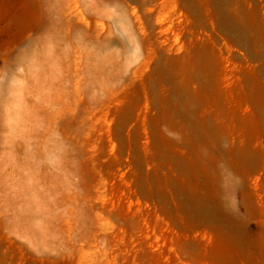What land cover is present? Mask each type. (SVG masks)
<instances>
[{
  "label": "rangeland",
  "instance_id": "374dc122",
  "mask_svg": "<svg viewBox=\"0 0 264 264\" xmlns=\"http://www.w3.org/2000/svg\"><path fill=\"white\" fill-rule=\"evenodd\" d=\"M0 264H264V0H0Z\"/></svg>",
  "mask_w": 264,
  "mask_h": 264
}]
</instances>
